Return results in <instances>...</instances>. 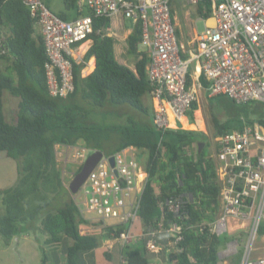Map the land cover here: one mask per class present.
Wrapping results in <instances>:
<instances>
[{"label": "trees", "instance_id": "obj_1", "mask_svg": "<svg viewBox=\"0 0 264 264\" xmlns=\"http://www.w3.org/2000/svg\"><path fill=\"white\" fill-rule=\"evenodd\" d=\"M41 1L49 8L45 0ZM204 2L207 5L206 1L201 5ZM63 4L65 9L75 10L74 16L64 11L56 13L66 20L92 13L88 8L78 12L75 0H63ZM198 10L201 14V7ZM110 18H93L94 31L89 35L92 44L83 54V62L72 60L74 89L66 97H57L47 89L44 64L48 57L39 25L30 15L28 5L23 0H0V59L7 62L5 69L0 70V152L17 161L18 174L13 186L0 188L4 205L0 235L9 240L15 224L39 219L36 227L45 235L43 243L54 250L65 245L67 264H84L83 254L101 244L103 233L99 236L91 231L81 232V225L87 221L82 218L75 199L70 194L64 196L66 188L57 166L55 146L73 145L81 140L92 150L98 149L91 144L97 128L81 120L86 114L81 102L96 106L125 103L146 111L141 98L148 97L151 90L146 74L147 52L137 51L141 42L139 22L134 23L121 52L137 55L133 65L128 66L115 55V38L107 34ZM91 56L94 67L83 76L81 69ZM200 81L206 86L203 77ZM4 90L19 98L12 123L7 122L4 112ZM78 97L82 100L80 105L76 104ZM197 109L194 101L187 111V122L192 127L162 130L153 123L136 130L121 127L115 149L105 153L112 154L127 146L146 151L142 167L147 178L138 207L142 229L134 230L138 234L134 243L124 246L116 243L121 247L119 257H123V260L119 258L120 264H156L154 258L163 253L167 264H224L218 252L228 236H219L208 226L220 211L219 186L215 161L206 148L209 145L206 133L196 128ZM211 119L215 135L230 129L228 124ZM256 120L264 123L260 118L246 119ZM241 125L239 121L237 126ZM201 142L205 146L198 151ZM80 167L81 164L72 170L74 174ZM170 199H181L177 212L168 209L166 203ZM172 223L178 225L181 238L169 245L172 236L166 230ZM121 229L119 226L117 231ZM256 234H264V224L257 228ZM150 238L159 244L158 252L147 249ZM105 257L110 260L108 253ZM239 260L238 251L232 264H238Z\"/></svg>", "mask_w": 264, "mask_h": 264}, {"label": "built area", "instance_id": "obj_2", "mask_svg": "<svg viewBox=\"0 0 264 264\" xmlns=\"http://www.w3.org/2000/svg\"><path fill=\"white\" fill-rule=\"evenodd\" d=\"M23 1L43 37L48 57L44 64L46 84L52 96L66 97L73 91L72 60L83 62L80 46L94 31L93 18L121 13L140 24V43L146 46L148 55V97L156 127L186 128L182 118L192 102L198 103V90L204 87L200 77L207 82L209 97L225 95L237 103H264V0H184L201 7L204 19V29L195 31L188 47L178 40L172 0H83L82 5L92 13L68 20L41 0ZM203 1L207 5H201ZM209 18L212 23L207 22ZM196 124L199 125L198 118ZM69 147L70 156L82 164L86 148ZM131 151L128 146L112 154L103 153L78 188L82 201L75 199L85 224L95 226L81 227V232L101 231L102 246L107 250L116 243L130 244L138 237L134 226L147 173ZM212 157L220 211L208 226L216 234H226L246 228L247 221L250 235L238 264H264V254H253L255 233L264 220V123L245 120L241 126L218 134ZM181 202L170 199L166 205L177 212ZM119 226L122 229L117 231ZM166 231L172 236L169 245L181 238L176 223ZM239 246L237 238L229 239L218 255L222 258L236 254ZM146 247L152 252L160 250L154 238L148 239Z\"/></svg>", "mask_w": 264, "mask_h": 264}, {"label": "rangeland", "instance_id": "obj_3", "mask_svg": "<svg viewBox=\"0 0 264 264\" xmlns=\"http://www.w3.org/2000/svg\"><path fill=\"white\" fill-rule=\"evenodd\" d=\"M45 2L49 6V9L54 13L64 11L69 16H74L75 14L74 7L65 9L63 0H45ZM184 2L181 1L180 6ZM75 4H77V0H75ZM171 6L177 7V1L172 0ZM194 8L195 7L191 5L185 4L184 8L182 9L193 11ZM178 18L182 23H185L187 25L186 19H184L182 14H179ZM191 18L194 28H196L197 32H201L204 29V19H200V17H198L196 14L191 15ZM133 25L134 22L131 18L124 17V32L132 29ZM111 30L113 33L118 32L116 21H113ZM183 32L184 34L181 33L180 38L182 42L185 43L186 40L191 38V33L189 32V29H184ZM137 51L145 52L146 46L142 43L138 44ZM117 57L120 62L131 66L135 62L137 55L124 51L123 53H118ZM90 60H92V58H90L88 61L90 62ZM6 66L7 62L0 59V70L5 69ZM18 100V97L10 94L7 90L3 91L4 112L6 115V120L9 123H12V121L15 119ZM76 100V104H80V101H82L80 97L76 98ZM141 103L144 108H146V111L139 110L125 103L96 106L93 104H84L82 102V105L86 107V114L81 120L85 124L92 125L97 128V134L91 144L95 145L103 153H108L115 149L117 143L119 142V129L121 127L126 126L129 128V130H136L152 125V119L150 117L151 103L149 98L143 96L141 98ZM68 104H70V102H68ZM197 107L198 112H196V118H203L202 120L204 122V126L202 128L206 130L205 132H203L206 133V140L209 144L206 148L208 150V153L212 156L215 152L217 135L214 134L215 130L211 118H214L215 121L219 124H228L230 128L238 127L237 125L239 124V121L243 122L249 118L264 119V103L255 100L246 103H237L233 102L230 98H227L225 96L208 97L202 91H199ZM66 145L68 146L66 147ZM71 145L72 144H56L55 149L57 155V166L61 171L63 186L66 188L64 196L70 194V196L80 202L83 199L81 193L77 191L76 193L72 194L68 189L69 182L72 180L74 175V173L71 174V171L79 166V164L70 156L69 146ZM72 146H84L86 148V156L92 152L91 147L85 146L81 140H78V142H76ZM204 146L205 143L202 142V147ZM140 153H143L146 156L145 150L140 151ZM135 158L140 164H143L145 157L136 155ZM17 178V161L6 156L5 152H0V188L13 186L16 183ZM48 196L51 197L52 194H48ZM3 211L4 205L1 201L0 196V214H2ZM89 215H93V213H89ZM106 221L111 222L112 219H108ZM39 223V219H31L27 220L26 223L15 224L14 233L9 240H5L0 235V264H67L65 256V245H60L55 250L50 249L48 246H45V244L43 243L45 235L41 234L38 231V227H36L39 225ZM261 223L264 224V220H262ZM81 226L84 229L95 227L93 225H90V223H83ZM248 226V222L246 221V228H242L236 231L230 230L229 233H226V235L228 236L226 241L233 238H237L239 240V254L243 252L244 245L250 235V229L247 228ZM141 229V221L138 219L135 223L134 230L135 232H140ZM91 232L97 235L99 234L97 230H92ZM218 235L222 236L223 234ZM102 242L103 238L101 240V244ZM131 243H134V241ZM223 246H220V248ZM102 248V246L96 247L98 252H102ZM253 254H264V235H258L255 233ZM235 256L236 254L230 256H222L223 260L225 261L224 264H232L233 258ZM157 257L159 258L154 259L156 264H167L164 253ZM120 260L121 259H118V264H120Z\"/></svg>", "mask_w": 264, "mask_h": 264}, {"label": "crops", "instance_id": "obj_4", "mask_svg": "<svg viewBox=\"0 0 264 264\" xmlns=\"http://www.w3.org/2000/svg\"><path fill=\"white\" fill-rule=\"evenodd\" d=\"M175 1H177V5L178 6L177 7H172L171 6V2H170V6H171V9H172L173 15L175 17L174 21H175V24H176V32H177L178 40L184 46L188 47L190 45L191 41L193 40V38L195 36V31H196V28H194V26L192 24L191 15L196 14L198 17H200V19L202 17H201V14H200L199 10H198L199 7L193 6V7H195L194 10L190 11L188 9H182V8H184V5L187 4L186 2H184V0H175ZM181 1H183L184 3L180 6V4H181L180 2ZM82 3H83V0H77L76 9L78 10V12H83V11L86 10V8L82 5ZM179 14H182L184 19H186L187 25L185 23H182L181 20L178 18ZM113 21L117 22V30H118L117 33H113L112 30H111ZM207 22L208 23H210V22L212 23L213 21H212L211 18H209L207 20ZM132 29L127 30L126 32H124V16L121 15V13H116L115 15H113L110 18V28L107 31V34L111 35V36H113V38H115L114 39V52H115L116 56L118 55V53H121L124 50V46H126V37L132 31ZM184 29H186V30L189 29V32L191 33V38L186 40L185 43H183L181 38H180L181 37V33L184 34V32H183ZM92 41L93 40L91 38H88L87 40H85L84 42L81 43L80 51L83 54L90 47V45L92 44ZM90 58H92V68L90 70H88V67H89L90 63L88 64L89 61H87L85 67L81 71V75H83V76L87 75L94 67V61H95L94 57L91 56ZM199 91H202L205 95H207L206 90H205V86L201 87V89L198 90V93H199ZM81 104H82V102H81ZM78 105H80V104H78ZM196 112H198V109L196 110ZM150 117H151V115H150ZM196 119H195V122H196ZM202 119L203 118H198L199 125L196 124V128L198 130H202V131L205 132L206 130L202 128L204 126V122H203ZM182 121H183L184 124H186V126L187 125L190 126V127L193 126L192 124L187 122L188 121L187 115H186V117L182 118ZM129 147L132 148L131 152H132V154L135 157H136V155H139L141 157H145V155L143 153H140V151H142V150H139V148L137 149L135 146H129ZM136 151H137V153H136ZM141 165L143 166V164H141ZM92 230H95V231L97 230V232L99 233V236L101 235V231H99L98 229H91V231ZM102 244H100L99 246H102ZM120 250H121V247H119V245H117V244L115 245V247L111 251H106L104 249V247H103L102 248V252H98L97 249L94 248V249H92V250H90V251H88V252L83 254L82 261L84 262V264H118V259H119V255H120V252H121ZM105 253H108L110 255V258H111L110 260H108L105 257ZM157 256H160V255H157ZM157 256H156V258H159Z\"/></svg>", "mask_w": 264, "mask_h": 264}, {"label": "water", "instance_id": "obj_5", "mask_svg": "<svg viewBox=\"0 0 264 264\" xmlns=\"http://www.w3.org/2000/svg\"><path fill=\"white\" fill-rule=\"evenodd\" d=\"M202 148V142L199 144L198 151ZM103 152L99 149L92 150L90 154L86 156L81 164L80 169L73 175L72 180L69 182L68 189L73 194L78 191L79 186L87 177L89 171L94 167L96 162L102 156ZM110 162H113L112 156L109 157Z\"/></svg>", "mask_w": 264, "mask_h": 264}, {"label": "bare ground", "instance_id": "obj_6", "mask_svg": "<svg viewBox=\"0 0 264 264\" xmlns=\"http://www.w3.org/2000/svg\"><path fill=\"white\" fill-rule=\"evenodd\" d=\"M90 63L88 70H90L92 68V60H90V62H88V64Z\"/></svg>", "mask_w": 264, "mask_h": 264}]
</instances>
